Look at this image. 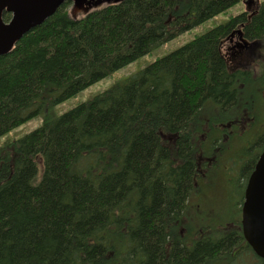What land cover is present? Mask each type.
Instances as JSON below:
<instances>
[{"label":"trees","instance_id":"1","mask_svg":"<svg viewBox=\"0 0 264 264\" xmlns=\"http://www.w3.org/2000/svg\"><path fill=\"white\" fill-rule=\"evenodd\" d=\"M239 1L63 2L0 55V135ZM240 24L264 40V0L0 149V264H209L245 244L184 220L201 153L235 134L220 40Z\"/></svg>","mask_w":264,"mask_h":264},{"label":"rangeland","instance_id":"2","mask_svg":"<svg viewBox=\"0 0 264 264\" xmlns=\"http://www.w3.org/2000/svg\"><path fill=\"white\" fill-rule=\"evenodd\" d=\"M245 5L244 3L241 5V3L238 2L210 19L204 20L199 24L192 26L176 37L153 48L146 54L137 57L126 65L113 71L106 77L92 83L65 100L55 104H51L49 102L44 103L39 108L35 116H32L20 125L0 135V149L6 147L17 139L22 138L43 123L55 120L61 114L71 109L78 103L88 101L101 92L124 83L155 59L175 51L189 40L206 32L213 26L226 23L228 18L242 13L241 11H246ZM247 9L250 10V8ZM75 14L79 15L81 12H76ZM230 40V38H225L223 42L224 48H227L228 45L232 44L235 39ZM257 46L264 47V42L262 45L258 44ZM261 76H264V73L253 79L254 88H257L264 83V77ZM245 136L248 138L250 137L246 133L243 136L240 135L242 138H245ZM251 142L252 139L249 138L244 144H249ZM245 149H247V147H245ZM254 150L255 147L251 149L252 154ZM240 194V185L235 183L233 180H229L224 183H209L207 185L202 183L190 198V204L186 213L187 219L185 218L184 220L187 224L193 226L195 230H199L196 234L198 237H212L213 235L221 236L223 233H221L220 230L229 229L232 231L237 229V220L239 219L240 213L237 209L236 203L240 199ZM254 257L255 256H253L248 249L239 248L234 255L232 252H223L215 259H210L209 264H258L257 259Z\"/></svg>","mask_w":264,"mask_h":264},{"label":"flooded vegetation","instance_id":"3","mask_svg":"<svg viewBox=\"0 0 264 264\" xmlns=\"http://www.w3.org/2000/svg\"><path fill=\"white\" fill-rule=\"evenodd\" d=\"M256 7L253 3L251 11L254 12ZM239 26L242 27V24ZM237 27L220 40L222 45L225 38L235 39L227 48L221 47L227 71L238 72L240 96L235 105V134L229 136L230 132L226 126L223 128L226 129L224 133L223 130L220 131L223 142L208 146L210 154L203 157L197 180L202 183H224L233 180L240 185V198L243 199L249 176L264 149V83L257 88L253 86V79L264 73V47L257 46L262 45L264 40L248 37V34L242 31L235 32ZM245 133L252 139L249 144H244L249 139L247 136L240 137ZM254 147L252 154L251 149ZM239 248L245 249L247 246L240 243L236 251L232 250V254Z\"/></svg>","mask_w":264,"mask_h":264},{"label":"water","instance_id":"4","mask_svg":"<svg viewBox=\"0 0 264 264\" xmlns=\"http://www.w3.org/2000/svg\"><path fill=\"white\" fill-rule=\"evenodd\" d=\"M72 2V12L86 13L96 6L120 0H0V55L8 53L30 29L50 17L64 2ZM3 12L10 13L8 21ZM241 230L246 243L264 259V149L251 172L241 206Z\"/></svg>","mask_w":264,"mask_h":264}]
</instances>
